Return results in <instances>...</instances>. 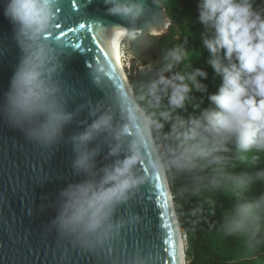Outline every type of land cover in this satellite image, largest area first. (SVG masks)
<instances>
[{
  "label": "clouds",
  "instance_id": "obj_1",
  "mask_svg": "<svg viewBox=\"0 0 264 264\" xmlns=\"http://www.w3.org/2000/svg\"><path fill=\"white\" fill-rule=\"evenodd\" d=\"M62 3L63 0H3L4 16L13 26L21 56L0 102V117L27 139L48 146L59 143L75 119V113L68 111L60 83L67 48V41L58 38ZM105 4L109 15L131 26L113 25L105 36L108 57L98 60L93 68L97 83L113 67L119 68L121 60L133 59L129 51L133 42L160 36L171 26L170 18L162 25L146 21L139 26L147 11L145 0H105ZM254 4L255 0H202L200 4L199 21L214 33L204 38L203 44L211 54L209 63L215 74L222 78L218 93L209 96L214 109H205L199 117L187 121L173 115L177 110H186L193 90L207 91L201 81L208 78L201 69L166 77L165 73H172L189 58L184 47L176 46L165 55L158 78L146 85L148 104L161 109L167 97V107L158 114L137 113L139 131H133L126 153L128 127L117 128L114 116L108 112L97 115V109L90 113L96 118L71 137L75 154L72 168L83 179L60 192L57 215L50 225L61 238L84 252L112 245L125 227L123 221L115 220L116 212L145 183L136 170L146 146L151 147L155 139L170 142L166 147L157 146L155 167L164 172L174 169L179 174L222 165L225 157L220 154L228 152L233 142L244 153L264 151V10H256ZM166 123H171L169 133L163 131ZM104 134L115 141L109 145L108 155L117 159L98 167L100 149L91 145ZM122 153L123 158H119ZM226 178L231 181L236 203L226 213L222 230L225 235L247 237L249 252L255 253L256 234L264 222V195L249 201L245 193L264 174H228ZM211 185L219 187V180L214 177ZM192 191L198 193L200 187ZM201 211L197 208L192 214ZM132 260L133 264H156L154 257L143 253L135 254Z\"/></svg>",
  "mask_w": 264,
  "mask_h": 264
},
{
  "label": "water",
  "instance_id": "obj_2",
  "mask_svg": "<svg viewBox=\"0 0 264 264\" xmlns=\"http://www.w3.org/2000/svg\"><path fill=\"white\" fill-rule=\"evenodd\" d=\"M71 3L72 0H63L58 32V38L67 41L60 83L68 111L75 113L74 121L65 129L64 138L51 146L42 145L27 139L0 117V264H133L132 257L138 253L154 257L156 264H176L171 219L167 216L146 148L136 170L145 183L127 204L118 208L115 220L123 221L125 227L110 247L84 252L50 227L57 215L60 192L83 179L72 168L75 154L71 137L84 131L96 118L90 113L97 109V115L108 112L114 116L117 128L128 127L129 137L124 142L126 153L133 131H139L130 102L144 112L135 99L132 86L129 95L115 67L104 74L99 83L93 71L98 60L108 57L99 27L104 25L111 29L117 24L131 25L109 15L105 0H78L73 7ZM145 3L147 11L139 26L146 21L162 25L169 19L161 3L154 0H145ZM79 24L84 27L79 28ZM143 40L133 42L132 49L138 50ZM20 56L13 26L5 18L3 0H0V102L9 89ZM114 143L108 134L93 142L91 146L100 149L96 158L98 167L110 165L117 159L108 155L109 145ZM156 149L153 141L152 150L158 157ZM119 158H123V153ZM165 182L168 184L167 178ZM168 191L175 221L181 228L174 198L169 188Z\"/></svg>",
  "mask_w": 264,
  "mask_h": 264
},
{
  "label": "trees",
  "instance_id": "obj_3",
  "mask_svg": "<svg viewBox=\"0 0 264 264\" xmlns=\"http://www.w3.org/2000/svg\"><path fill=\"white\" fill-rule=\"evenodd\" d=\"M202 0H161L166 9L168 18L171 19L169 35L162 41V48L158 56H164L176 46L184 47L188 53L200 52L201 45L196 42L194 36L202 23L199 21L200 4ZM256 10H264V0H255ZM179 32L183 36L182 45L174 41ZM223 57V52L220 53ZM212 59L207 49L200 52L196 61H183L177 65L172 73L186 74L194 69H201L208 74L202 83L206 85V92L193 90L190 94L192 99L186 105V110H177L174 116L179 115L184 120L199 117L205 109H214L215 105L209 100V96L217 94L222 84V78L217 76L209 60ZM164 65V64H163ZM158 78L148 71L139 72L130 79L135 99L139 107L146 113H157L167 107V97L162 102L161 109H156L148 104L146 98V85L153 79ZM198 105V107H197ZM158 118V115H157ZM171 131V123H166L163 130ZM158 145L167 146L170 142L155 139ZM228 152L221 153L225 157L222 165H213L201 172L196 170L189 174H179L173 169L167 177L181 228L189 237L187 251V264H264V222L260 231L256 234L255 253L248 249V238L240 234L225 235L222 225L226 213L236 203L233 196L231 181L226 177L228 174H248L256 176L264 174V151L256 150L244 153L237 149L235 143L228 145ZM243 157V159H242ZM202 163H204L202 161ZM220 168L219 173L216 169ZM216 177L219 187H212L211 180ZM202 178V179H197ZM200 187L198 193L192 189ZM189 189L183 191V189ZM264 195V178L258 179L252 189L245 193V199L254 200ZM200 208L202 211L193 215V210ZM214 213V214H213ZM180 228V229H181Z\"/></svg>",
  "mask_w": 264,
  "mask_h": 264
},
{
  "label": "rangeland",
  "instance_id": "obj_4",
  "mask_svg": "<svg viewBox=\"0 0 264 264\" xmlns=\"http://www.w3.org/2000/svg\"><path fill=\"white\" fill-rule=\"evenodd\" d=\"M213 30L206 27L205 25H199V29L196 32L194 39L196 42L200 43L201 51L206 49L203 44L204 38H211L213 36ZM169 35V30H166L162 35L156 37H147L137 46L138 50L132 49L133 44L130 45L129 51L132 54L133 59L131 61L123 60V65L125 67V72L127 78L130 79L135 77L139 72L148 71L153 75L158 77L160 69L164 64V56H158V52L162 48V41ZM174 41H178L181 45L183 43V36L179 32L178 36ZM200 51V52H201ZM200 52L189 53V58L184 61H196L200 57ZM129 64L131 65L129 67ZM149 67L151 70L149 71ZM166 77L170 78L173 74H164ZM167 177H169V172H166ZM171 192L172 188L170 187ZM181 234L183 237L186 264H187V251L189 248V237L186 232L181 228Z\"/></svg>",
  "mask_w": 264,
  "mask_h": 264
},
{
  "label": "bare ground",
  "instance_id": "obj_5",
  "mask_svg": "<svg viewBox=\"0 0 264 264\" xmlns=\"http://www.w3.org/2000/svg\"><path fill=\"white\" fill-rule=\"evenodd\" d=\"M110 30H111L110 28H108L104 25H101L99 27V35H100V38L102 39L104 47H105V43H104L105 36L108 34V32H110ZM105 49H106V47H105ZM106 51H107V49H106ZM119 63H120V67L119 68L115 67L116 71L118 73V76L120 77V80L122 81V84H124L125 88L129 92V95H131L132 94L131 84L127 78V74L125 72V67L123 65V60H121ZM127 98L131 99L128 95H127ZM130 103H131L133 115L136 119L137 113H142V111H140L136 107V105H134V103H132V102H130ZM138 127H139V124H138ZM146 149L148 151V154L150 156V159L152 161L153 167H154L156 175H157V180H158V184H159L160 189H161V194H162L163 199H164L163 201L165 204L167 216L170 217V219H171L170 224H172V227H173V236L172 237H173V245H174V258H175L176 264H186L185 247H184L183 237L181 234V229L178 228V226H177V222L175 221V215L173 214L174 212H173V209L171 207L170 193L168 191V188L171 191L170 185H169V182H168V184L165 182V178H167L166 172L155 167V162H156L157 156L154 153V151L152 150V146L151 147L146 146ZM164 174H165V176H164ZM171 195H172V192H171ZM171 197L173 198V195Z\"/></svg>",
  "mask_w": 264,
  "mask_h": 264
},
{
  "label": "snow or ice",
  "instance_id": "obj_6",
  "mask_svg": "<svg viewBox=\"0 0 264 264\" xmlns=\"http://www.w3.org/2000/svg\"><path fill=\"white\" fill-rule=\"evenodd\" d=\"M74 2H75V4H77L78 3V0H72V3H71V6L73 7V5H74ZM79 28H80V24H79Z\"/></svg>",
  "mask_w": 264,
  "mask_h": 264
}]
</instances>
